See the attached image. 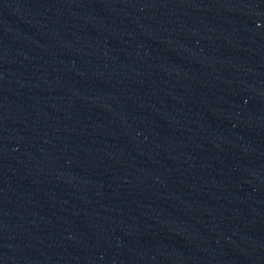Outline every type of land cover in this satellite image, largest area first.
<instances>
[{
	"label": "water",
	"instance_id": "1",
	"mask_svg": "<svg viewBox=\"0 0 264 264\" xmlns=\"http://www.w3.org/2000/svg\"><path fill=\"white\" fill-rule=\"evenodd\" d=\"M0 264H264V0H0Z\"/></svg>",
	"mask_w": 264,
	"mask_h": 264
}]
</instances>
